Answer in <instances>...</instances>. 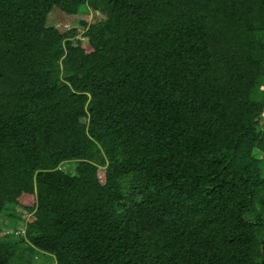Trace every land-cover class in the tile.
<instances>
[{"label": "trees", "instance_id": "1", "mask_svg": "<svg viewBox=\"0 0 264 264\" xmlns=\"http://www.w3.org/2000/svg\"><path fill=\"white\" fill-rule=\"evenodd\" d=\"M263 115L264 0H0V264H264Z\"/></svg>", "mask_w": 264, "mask_h": 264}, {"label": "rangeland", "instance_id": "2", "mask_svg": "<svg viewBox=\"0 0 264 264\" xmlns=\"http://www.w3.org/2000/svg\"><path fill=\"white\" fill-rule=\"evenodd\" d=\"M86 16H88V19H90V16L92 14L91 11L87 12V13H84ZM48 23L49 24H55L60 30H63V28H66L68 27V20L65 19V17L63 16H60L59 14L55 13V12H51L49 15H48ZM264 116V115H263ZM40 255V254H38ZM42 256L39 258V259H36L33 258L32 259V263L34 262V264H44L46 261H48V259L45 257V261L44 262H41Z\"/></svg>", "mask_w": 264, "mask_h": 264}, {"label": "built area", "instance_id": "3", "mask_svg": "<svg viewBox=\"0 0 264 264\" xmlns=\"http://www.w3.org/2000/svg\"><path fill=\"white\" fill-rule=\"evenodd\" d=\"M17 232H21V233H23L24 230H23V228H22V229H19V228H18L17 231H16V233H17Z\"/></svg>", "mask_w": 264, "mask_h": 264}]
</instances>
